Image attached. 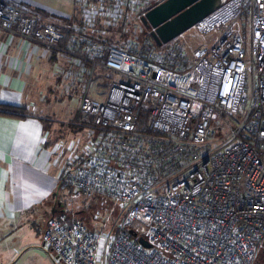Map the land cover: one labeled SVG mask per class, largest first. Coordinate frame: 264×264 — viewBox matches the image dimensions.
Masks as SVG:
<instances>
[{
	"label": "built area",
	"instance_id": "1",
	"mask_svg": "<svg viewBox=\"0 0 264 264\" xmlns=\"http://www.w3.org/2000/svg\"><path fill=\"white\" fill-rule=\"evenodd\" d=\"M63 27L0 0V29L22 39L64 51ZM184 34L207 38L191 58L183 44H126L109 46L106 61H94L89 84L100 66L113 77L103 100L88 88L81 96L80 125L96 135L82 150H70L58 189L111 200L121 208L120 224L101 253L102 234L58 210L43 235L57 264H259L264 0H223Z\"/></svg>",
	"mask_w": 264,
	"mask_h": 264
},
{
	"label": "crops",
	"instance_id": "2",
	"mask_svg": "<svg viewBox=\"0 0 264 264\" xmlns=\"http://www.w3.org/2000/svg\"><path fill=\"white\" fill-rule=\"evenodd\" d=\"M13 1L75 32L61 42L66 49L61 51L0 29V104L26 109L24 117L0 114V248L1 242L7 244L8 236L16 233L20 239L12 251L31 252L40 243L33 239L35 233L40 235L58 210H66L65 192L58 189L64 162H50L52 149H57L60 140L48 147L45 126L51 116L49 109L65 88L80 84L85 86L84 92L88 88L90 94L105 98L109 88L99 93L97 86H109L112 72L104 66L96 68L92 90L88 76L94 61H106L109 46L114 43L94 33L92 25L96 23L84 13L89 0ZM180 36L168 43L181 44ZM1 249L0 264H12L4 255L5 247Z\"/></svg>",
	"mask_w": 264,
	"mask_h": 264
},
{
	"label": "rangeland",
	"instance_id": "3",
	"mask_svg": "<svg viewBox=\"0 0 264 264\" xmlns=\"http://www.w3.org/2000/svg\"><path fill=\"white\" fill-rule=\"evenodd\" d=\"M157 1L148 0V3L152 4ZM86 4V11L84 13L87 14L88 20L96 23L92 25L96 35H102L103 38L113 41L114 45L120 46L123 43H132L137 48H143L142 45L147 43L144 40L148 38L150 29L141 20V16L144 14L143 11L147 7L146 0H89ZM240 21L241 25L246 27L247 18L243 17ZM206 40V37H194L183 33L178 42L183 44L187 50L188 58H191L193 49ZM251 80V74L248 73L245 91L248 104L251 99ZM98 85L97 88H100L99 93L105 92L109 88V86L103 83ZM94 87L95 82L91 84V90ZM84 89L85 86L81 84L65 88L64 93H61L59 98L53 103L52 108L49 109L51 116L46 120L45 126L48 147L55 145L60 140L58 146L56 144L57 149L55 151L54 147L52 149L53 154L51 155L50 162L52 161L55 165H58L59 162L63 163L70 150L72 153L75 147L82 150L96 135L94 128L90 126L81 127L80 125L79 107ZM91 95L102 100L104 99L100 95L96 96L93 93ZM247 108L248 106L246 105L242 106L241 110L243 112L241 113L245 114ZM227 118L233 121L231 118ZM214 145H217V143ZM62 197L66 202L65 209L69 214H76L79 219L102 234L100 241V252L102 253L104 245L113 239L120 224L121 208L115 206L108 199L88 200L81 195L70 192H65ZM44 231L41 230L40 235L39 232L35 233L33 239H39L40 243L36 244L37 246L34 247L36 250L31 252L12 251L17 247L20 238L19 234H10L7 244H2L1 242V248L5 247L7 251L4 254L7 260L12 261V264H57L53 253L43 245ZM1 248L0 250H2ZM259 264H264V252L260 256Z\"/></svg>",
	"mask_w": 264,
	"mask_h": 264
},
{
	"label": "water",
	"instance_id": "4",
	"mask_svg": "<svg viewBox=\"0 0 264 264\" xmlns=\"http://www.w3.org/2000/svg\"><path fill=\"white\" fill-rule=\"evenodd\" d=\"M222 2L223 0H163L148 9L141 20L150 29L155 42L161 46L191 29ZM131 233L137 235L134 230ZM140 242L149 246L144 238H140Z\"/></svg>",
	"mask_w": 264,
	"mask_h": 264
},
{
	"label": "trees",
	"instance_id": "5",
	"mask_svg": "<svg viewBox=\"0 0 264 264\" xmlns=\"http://www.w3.org/2000/svg\"><path fill=\"white\" fill-rule=\"evenodd\" d=\"M147 1V7L145 8V10L143 11V13H145L148 9H150L151 7L155 6L156 4L160 3L163 0H158L156 3H152L149 4L148 0ZM142 13V14H143ZM63 31L65 33V37L62 40V42H65L68 38L73 37L74 35V29L72 28H68V27H64ZM146 40H149L150 42H147ZM144 40V42H147L143 45V48L148 47L149 49H153V48H160V45H158L155 40L153 39V37L151 36V34L148 35V38ZM110 44L114 43L113 41H109ZM143 42V43H144ZM124 47L125 44L123 43ZM187 60H182L183 64H186ZM166 63L168 65H170L171 67H174V63H169L168 61H166ZM26 113V109L23 107H19V106H13V105H9V104H0V114L2 115H10V116H15V117H24ZM83 127V126H81Z\"/></svg>",
	"mask_w": 264,
	"mask_h": 264
}]
</instances>
